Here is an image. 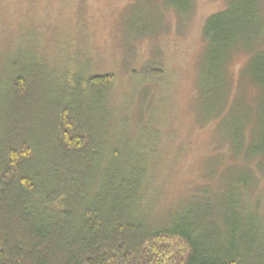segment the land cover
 <instances>
[{"label": "trees", "instance_id": "1", "mask_svg": "<svg viewBox=\"0 0 264 264\" xmlns=\"http://www.w3.org/2000/svg\"><path fill=\"white\" fill-rule=\"evenodd\" d=\"M186 1L184 12L193 0ZM260 9L249 2L208 17L202 41L211 44L215 73L226 75L237 52L231 49L260 23ZM257 46L264 52V35ZM31 61L39 83L32 69L27 76L16 64L0 65V264H264V215L248 185L237 187L218 216L192 205L151 221L140 198L153 129L146 122L137 127L148 137L136 152L148 151L146 163L134 160L106 107L111 76L59 72L52 81L47 65ZM253 69L261 70L264 90V55ZM262 115L264 154V101Z\"/></svg>", "mask_w": 264, "mask_h": 264}, {"label": "rangeland", "instance_id": "2", "mask_svg": "<svg viewBox=\"0 0 264 264\" xmlns=\"http://www.w3.org/2000/svg\"><path fill=\"white\" fill-rule=\"evenodd\" d=\"M249 2L260 4V23L238 38L227 77L222 76L210 69L204 24L213 14L235 12ZM187 4L0 0V65L16 64L28 76L31 60L44 63L53 71L46 73L52 81L59 72L65 78L79 73L112 77L106 107L119 120L118 141L128 144L134 160L141 156L146 163L148 150L153 155L140 198L150 205L151 221L170 220L192 205L213 216L226 213L237 187L244 185L264 215L263 74L253 69L264 55L256 49L264 35V0H193L186 13ZM37 70L32 78L39 83ZM129 122L133 134L124 136ZM145 122L155 133L146 148L148 136L137 128ZM113 127L110 119L109 134ZM138 145L148 150L136 152Z\"/></svg>", "mask_w": 264, "mask_h": 264}]
</instances>
